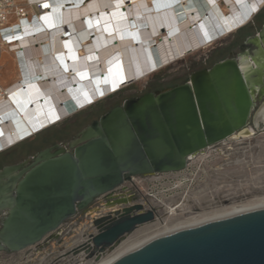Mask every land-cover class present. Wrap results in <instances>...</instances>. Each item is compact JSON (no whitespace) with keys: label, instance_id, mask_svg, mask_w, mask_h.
<instances>
[{"label":"water","instance_id":"1","mask_svg":"<svg viewBox=\"0 0 264 264\" xmlns=\"http://www.w3.org/2000/svg\"><path fill=\"white\" fill-rule=\"evenodd\" d=\"M256 47L247 42L244 53ZM239 55L194 71L179 85L125 99L67 145L4 165L0 252L38 245L132 176L183 171L192 156L247 127L264 94L254 97ZM112 213L83 244L95 260L157 218L136 201ZM110 264H264V207L157 236Z\"/></svg>","mask_w":264,"mask_h":264},{"label":"bare ground","instance_id":"2","mask_svg":"<svg viewBox=\"0 0 264 264\" xmlns=\"http://www.w3.org/2000/svg\"><path fill=\"white\" fill-rule=\"evenodd\" d=\"M46 2L43 16L16 20L19 27L12 29L11 44L2 45L15 50L19 69L12 84L0 83V152L189 52L208 48L264 6V0ZM254 40L257 49L240 55L239 62L255 97V90L264 93V33ZM254 133L247 126L224 142H241ZM254 183L264 186V180ZM178 207L170 206L168 213L177 214ZM261 207L264 196L175 222L169 217L157 229L138 230L96 264H110L157 236Z\"/></svg>","mask_w":264,"mask_h":264},{"label":"rangeland","instance_id":"3","mask_svg":"<svg viewBox=\"0 0 264 264\" xmlns=\"http://www.w3.org/2000/svg\"><path fill=\"white\" fill-rule=\"evenodd\" d=\"M262 17V14H257L254 17L255 25L248 28L242 27L208 48L191 51L179 60L151 74L147 79L129 83L114 94L98 100L63 121L1 151L0 169L6 164L17 163L33 156L48 146L67 145L92 121L99 119L127 98L137 97L148 91L164 90L188 81L192 72L210 68L219 60L228 57L233 51H237L238 45L246 35L258 31ZM14 51L7 46L0 47V60L3 59L2 63L0 62V83L3 86L12 84L18 78L19 68L15 61ZM20 72L22 73L21 66ZM244 143L236 142L220 151L208 149L204 156L198 155L192 159L188 168L182 171L172 184H153L149 180H144L136 186L129 184L132 188L128 191H133L136 195L134 201L156 206L158 209L156 221L138 228L130 236L140 229H157L164 225V221L169 217L175 222L264 196V186L254 183L264 180V133ZM243 145L247 147L243 148ZM170 206H179L177 214L171 216L168 213ZM107 210L108 208H102L103 212ZM91 214L96 215L93 210ZM65 227L66 224H63L58 231ZM68 229H66L68 234L65 233L62 238L51 241L50 245L43 247L39 252H35V249L41 246L42 242L21 252H0V264H40L48 253H62L82 233L93 231L87 217L81 218L77 224ZM113 251L106 252L102 258ZM97 261L99 260L91 259L87 262L82 256H76L56 264H96ZM44 264L50 263L46 260Z\"/></svg>","mask_w":264,"mask_h":264},{"label":"flooded vegetation","instance_id":"4","mask_svg":"<svg viewBox=\"0 0 264 264\" xmlns=\"http://www.w3.org/2000/svg\"><path fill=\"white\" fill-rule=\"evenodd\" d=\"M257 14H262L263 15V17L259 21L260 25H259L258 31L246 35L245 39L238 45V50L237 51H233L232 54H230L229 56H231V55H239L240 53H244V51H248V48H244V44L245 43H247V42H250L251 44L255 43L254 38L257 37L258 33L260 31H262V29L264 27V6L258 11ZM256 15L254 17H256ZM254 17L247 24L241 26L240 28H242V27L248 28L250 26L255 25ZM240 28H238L237 30H239ZM256 49L257 48H255L254 51ZM244 54L251 55L252 53L250 54L249 52H246ZM240 55H243V54H240ZM240 55H239V59H240ZM255 93H256V90H255ZM262 94H264V93H262ZM258 98L259 99L257 100V103H256V105L254 107V110L252 112V115H251L250 121H249V125H248L250 128L252 127L254 129V131H255L254 135L250 139L258 136L261 133H264V120H263L264 119V114H263L264 113V97H263V99H261L260 96ZM257 114L260 115V116H258ZM256 116H257V118H256ZM256 121H258V125L259 126L256 125ZM250 139H246V140H243L241 142H243V144H245L244 142H246L247 140H250ZM241 142H237V143H241ZM234 144H236V142H233V141L232 142H229V141L228 142H224V141H222V142L217 143L216 145H214L213 147H211L209 149H216V150L220 151L222 148H225V147L229 148V146L234 145ZM242 147L246 148L247 145H243ZM204 152L201 153V154H198V155L203 156V155H205L207 153V151H206V153H204ZM198 155H196L195 158ZM191 160L192 159H190V161ZM128 190L129 189H122V190L117 191V192L101 195V196L97 197L92 202V204L89 205L87 208L78 210L77 213L72 218L68 219L64 223V224H66V227L63 230L55 232V233H52L51 235H49L42 242L41 246H37L36 247L35 252H39L43 247L50 245L51 241L58 240L59 238H62V236L65 233L68 234L69 232H66V229L71 228L73 225L77 224L80 221L81 218H84V217L89 218L90 227L93 228V231L82 233L80 235V237L75 242H73L70 245V247L66 248L62 253H59V254H58V252L57 253H54V252L53 253H48L46 255V257L44 258V260H42L40 262V264H44L46 262V260H48L50 264H56L57 262L66 261L69 258H73V257H76V256H82L83 260H85L87 262L90 261L91 259H95V255H93V256L91 255V252H92L91 249L86 248L83 244H84V242L86 241V239L90 235L95 234L97 232V223H102L101 219L103 217L107 216L109 213H112L113 211L122 210L125 206L131 204L132 202H135L134 200H135L136 195H135V193L133 191H129L130 193H128V194H130L132 196V198H131L130 201H128L130 199V197L127 194H124V192H128ZM126 201H128V202H126ZM103 207L104 208H108V210L103 212L102 211ZM149 209H154L155 210V214H156V216L158 218V209H157V207L145 204V210H149ZM91 210L95 211V214H96L95 216H93L91 214ZM4 216H5V213L0 214V220H2ZM112 216L115 217V214L112 213ZM142 226H144V225H142ZM142 226H139V228L142 227Z\"/></svg>","mask_w":264,"mask_h":264},{"label":"built area","instance_id":"5","mask_svg":"<svg viewBox=\"0 0 264 264\" xmlns=\"http://www.w3.org/2000/svg\"><path fill=\"white\" fill-rule=\"evenodd\" d=\"M46 5V0H0V47L11 44L10 34L12 29L19 27V25L15 24L16 20L20 19L21 22H28L30 19L41 17L47 10ZM181 172H160L150 175L132 176L114 192L132 188L130 185L136 186L144 180H149L153 184H172L181 175ZM1 222L2 220H0V227Z\"/></svg>","mask_w":264,"mask_h":264},{"label":"crops","instance_id":"6","mask_svg":"<svg viewBox=\"0 0 264 264\" xmlns=\"http://www.w3.org/2000/svg\"><path fill=\"white\" fill-rule=\"evenodd\" d=\"M128 193H130L129 191L128 192H124V194H127L129 197H130V199L132 198V196L130 195V194H128ZM123 194V195H124ZM127 197V196H126Z\"/></svg>","mask_w":264,"mask_h":264}]
</instances>
